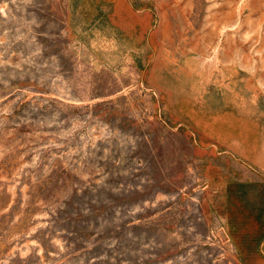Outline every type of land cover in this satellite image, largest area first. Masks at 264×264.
<instances>
[{"label":"rangeland","instance_id":"1","mask_svg":"<svg viewBox=\"0 0 264 264\" xmlns=\"http://www.w3.org/2000/svg\"><path fill=\"white\" fill-rule=\"evenodd\" d=\"M0 264H264V0H0Z\"/></svg>","mask_w":264,"mask_h":264}]
</instances>
